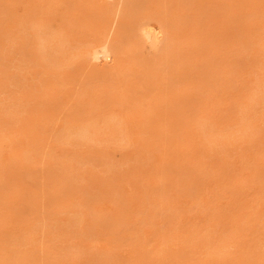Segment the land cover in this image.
<instances>
[{
    "label": "rangeland",
    "instance_id": "1",
    "mask_svg": "<svg viewBox=\"0 0 264 264\" xmlns=\"http://www.w3.org/2000/svg\"><path fill=\"white\" fill-rule=\"evenodd\" d=\"M0 264H264V0H0Z\"/></svg>",
    "mask_w": 264,
    "mask_h": 264
},
{
    "label": "bare ground",
    "instance_id": "2",
    "mask_svg": "<svg viewBox=\"0 0 264 264\" xmlns=\"http://www.w3.org/2000/svg\"><path fill=\"white\" fill-rule=\"evenodd\" d=\"M108 51V52H107ZM107 51H104L103 50V52H100L98 55L99 56H101V57H106V58H108L110 55H109V53H110V51L109 50H107Z\"/></svg>",
    "mask_w": 264,
    "mask_h": 264
}]
</instances>
